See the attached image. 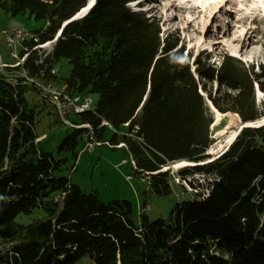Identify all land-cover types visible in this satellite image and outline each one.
<instances>
[{
  "label": "trees",
  "instance_id": "1",
  "mask_svg": "<svg viewBox=\"0 0 264 264\" xmlns=\"http://www.w3.org/2000/svg\"><path fill=\"white\" fill-rule=\"evenodd\" d=\"M86 1L0 0V11L46 21L44 29L29 34L36 43H20L29 50L53 40ZM133 1L95 0L85 17L62 28L51 58L65 57L71 65L64 81L74 94L97 95L94 106L72 123L88 125L100 140L102 121L117 132L124 128L135 170L149 175L154 194L170 193L172 177L159 169L177 161L196 164L179 170V180L196 174L204 183L188 181L196 192L175 204L167 221L141 214L139 224L128 201L103 203L72 185L63 174L67 159L54 158L36 143L24 94L37 89L23 78L10 82H17L19 69L40 84L57 81L53 65L44 70L30 51L15 76L0 72V264H74L83 256L92 264H264V126L242 129L225 153L204 164L210 159L205 152L211 118L198 92L222 114H237L245 123L258 120L264 104L262 111L255 107L254 85L264 94V65L254 73L224 55L216 67L200 53L191 71L190 54L183 55L182 44L177 48L179 39L164 35L153 18L131 11L127 4ZM13 29L22 32L3 31ZM21 46L5 44L14 62L0 63L18 61L25 53ZM87 58L93 83L80 77ZM213 82L212 95L206 83ZM72 129L57 152L77 158L78 139L89 130ZM21 216L29 221L17 222Z\"/></svg>",
  "mask_w": 264,
  "mask_h": 264
},
{
  "label": "rangeland",
  "instance_id": "2",
  "mask_svg": "<svg viewBox=\"0 0 264 264\" xmlns=\"http://www.w3.org/2000/svg\"><path fill=\"white\" fill-rule=\"evenodd\" d=\"M206 2L213 4L211 9H207L208 15L204 14ZM139 3L142 7L140 10H138L136 2H132L128 6L131 11H142L146 18H153L158 21L164 35L170 33L179 39L177 48L182 44L184 47L183 55L190 54L191 70L194 69L191 63L200 53H203L202 58L208 55L209 63L216 67L220 65L224 55L236 59L246 69H250L252 66L254 73H259L258 66L264 65V0H219L217 5L211 0H200V2H194V0H139ZM206 5L208 6V4ZM197 7L202 9V13H200L201 10L196 9ZM189 15L194 16V22L187 20ZM202 15H204L205 20H201ZM216 21L220 22L219 30L225 31L222 32L223 36L220 34V37L212 39L211 29ZM45 26V20L35 21L33 18H29L27 14L11 16L0 11L1 59L8 63L14 62L9 57V50L5 47L1 31L16 28L22 32L32 34L44 29ZM245 33L244 47L239 48L232 40L237 36H243ZM66 35L72 36L73 34L66 32ZM221 37H224V39H220ZM37 41V38L34 39V43ZM56 42L57 40L47 48L42 47L48 42L34 45L29 50L27 48V56L23 61H26L29 55L28 52L33 51L37 57V64H42L44 70H50L53 65L57 81H64L69 78L72 69L65 57H61L56 61L51 58ZM226 46H229L231 50L228 51ZM16 53L19 56L20 47L16 49ZM84 64L80 77L86 81L95 82L96 77L91 61L87 58L84 60ZM22 70L24 69H19L21 74ZM6 71L9 70L0 67V72ZM19 79H22L21 75L18 77L17 83H20ZM262 81L264 82V80ZM215 88L216 84L214 82L211 84L206 83V90L207 92L210 91L212 95ZM87 92L88 90H83L81 94L89 96L92 106H94L97 95L88 94ZM198 92L201 93L202 91L198 88ZM202 95L207 103L206 93L202 92ZM24 98L27 109L33 111L34 132L38 147L51 153L56 159L66 158L63 174L68 177L72 185L80 188L85 194L95 195L103 203L119 200L128 201L132 208V220L135 224H139L141 214L145 215L149 221L158 219L167 221L175 204L181 202L186 195L196 192L188 184V181L196 179L194 181L197 185L204 183V176L196 174L186 178V180H179L176 174L181 169L172 170L170 163L165 166L166 168L159 169L161 172L168 171L172 177L170 180V193L166 195L154 194L146 182V176L149 175L140 170H135V159L131 156L128 145L122 140L124 128H120L117 132L110 127H105L101 140L94 138L93 131L92 140L89 139L90 133H82L75 148L77 158H73L70 153L57 152L58 144L73 129L59 120L53 107L46 102L47 100L45 101V93L40 94L37 90L27 88ZM254 103L259 111L263 110L264 94L260 92L257 95L256 88H254ZM207 109L211 124L208 137L210 145L205 153L209 151L211 145L225 138V136H222L217 139L214 134L217 130L224 129L229 125L227 116L235 117L237 115L234 113H221L223 116L212 128L214 114L208 104ZM75 117V115H70V121L72 122V118L77 121ZM236 119L238 118L236 117ZM230 127L232 129L233 127L236 128L234 125ZM113 135H115V138L112 140ZM221 152L215 156L219 157ZM215 156L208 155L211 159H216ZM179 185L181 186L179 187ZM199 188L201 189V187ZM16 221L26 224L29 220L21 216ZM74 264L92 263L86 256H83Z\"/></svg>",
  "mask_w": 264,
  "mask_h": 264
},
{
  "label": "built area",
  "instance_id": "3",
  "mask_svg": "<svg viewBox=\"0 0 264 264\" xmlns=\"http://www.w3.org/2000/svg\"><path fill=\"white\" fill-rule=\"evenodd\" d=\"M1 35L5 40L6 46L12 49H14L16 46H21L20 43L22 44L31 39L33 41L34 39H36V36L29 35L27 33H23L20 31H10V32L1 31ZM21 48H22V51H24L25 53L23 54L21 58H19L18 61H16L13 64L0 63V67H3L10 71L15 70V68L17 67L19 68L23 63V60L27 56V53H26L27 46L24 45V46H21ZM10 55L12 58L17 59V55L15 51H12ZM50 73L55 74V71L51 69ZM20 75L26 82H29L27 81L25 70H22V74L21 72L19 73V76ZM11 81L17 83L14 80H11ZM32 85L35 89L39 90L40 94L45 93L44 99L47 100V102L53 107V109L55 110L57 114V117L63 124H65L66 126L70 128H75V129L80 128V127L88 128L89 131L86 133H90L89 139L92 140V129L88 125L86 124L74 125L69 119L70 115H76L80 112L89 110L92 105V101L90 98H87V96L74 94L69 89L70 87L68 86V83L64 81H55V82L46 83V84L38 83V84H32ZM101 124H103V126L105 127H109L108 123L106 122L102 121ZM124 127H127V124H124Z\"/></svg>",
  "mask_w": 264,
  "mask_h": 264
},
{
  "label": "bare ground",
  "instance_id": "4",
  "mask_svg": "<svg viewBox=\"0 0 264 264\" xmlns=\"http://www.w3.org/2000/svg\"><path fill=\"white\" fill-rule=\"evenodd\" d=\"M219 1V0H218ZM218 1L217 0H211V2H213L215 5H217L218 4ZM194 2H200V0H194ZM92 3V0H90L89 2H88V6L90 5ZM206 4H208V6L206 5ZM206 4H205V9H204V14L206 15H208L209 14V12L207 11V9H211L212 7H213V4L212 3H210V2H206ZM209 5H211V6H209ZM216 8V7H215ZM197 10H201V12L200 13H202V9L200 8V7H197L196 8ZM80 10H82V13L81 14H83L84 12H85V10L86 9H80ZM79 10V11H80ZM196 18V17H195ZM187 20L188 21H191V22H194V16L193 15H189L188 17H187ZM201 20H205L204 19V15H202L201 16ZM230 22V21H229ZM220 22H218V21H216L215 22V25L213 26V28H212V30H211V34H212V39L213 38H218V37H220V34L223 36L224 34H222V32L223 31H225V30H219V28H220V24H219ZM211 24H212V22H211ZM204 25V24H203ZM205 26V25H204ZM224 27V26H223ZM202 29H203V26H202ZM228 30V29H227ZM12 31H17V30H15V29H13ZM60 30H59V32H57V36L56 37H59L60 36ZM227 36H229L228 34H227ZM245 36H246V33L243 35V36H237V37H235V38H233V40H232V42L233 43H235V44H237L238 45V47L239 48H242V47H244V45H243V43H244V40H245ZM230 37V36H229ZM220 39H224V37H221ZM226 41V40H225ZM54 42V41H53ZM53 42H51V41H49L48 43H46L42 48H47V47H49V45L50 44H52ZM256 42V41H255ZM261 42V41H260ZM254 44V43H253ZM257 44H258V42H257ZM261 44H262V42H261ZM211 49V48H210ZM226 49H228V51H230L231 49L229 48V46H226ZM27 81H29V83H32V84H38V82H36L35 80H33V79H29V78H27ZM256 91H257V95H259V93H260V91H258L257 89H256ZM201 94H202V92H201ZM87 98H89L88 96H87ZM208 101V100H207ZM207 104L210 106V104H209V102H207ZM211 107V106H210ZM211 111H212V113L214 114V123L212 124V128L214 127V125L217 123V121L219 120V118L221 117V116H223L220 112H218L217 110H213V107H211ZM81 113V112H80ZM227 119H228V123H229V125H227L224 129H221V130H217L216 131V133L214 134L215 135V137H217V139L218 138H220V137H222V136H225V138H223L222 139V141H217L215 144H213V145H211L210 146V148H209V153L211 154V156H215V155H217L219 152H221V151H223L224 149H225V147L231 142V140H232V138L234 137V135L236 134V128H234L233 127V129H232V127H230L231 125H236L237 124V122H236V117H232V116H230V115H228L227 116ZM234 120H235V122H234ZM104 122V121H103ZM102 123V122H101ZM257 123H261V124H264V116H263V118H261L260 120H257ZM249 124H252V123H249ZM249 126H251V125H249ZM186 164V162H184V161H177V162H173V163H171V167L173 168V170H177L178 168H181L182 166H184ZM166 168V167H165Z\"/></svg>",
  "mask_w": 264,
  "mask_h": 264
},
{
  "label": "water",
  "instance_id": "5",
  "mask_svg": "<svg viewBox=\"0 0 264 264\" xmlns=\"http://www.w3.org/2000/svg\"><path fill=\"white\" fill-rule=\"evenodd\" d=\"M90 0H87L86 1V3L84 4V6L82 7L83 9H86L85 10V12L83 13V14H81L82 13V10H80V11H78L76 14H74L69 20H67L66 22H63L62 23V25H61V27H60V33L62 32V28H64L67 24H69V23H71V22H73V21H76V20H79V19H82L83 17H85L87 14H88V12L92 9V7L95 5V0H92V3L88 6V2H89ZM56 36H57V34H56ZM58 39V37H54V39H53V41H56ZM160 56V55H159ZM159 56H157L156 58H158ZM192 71V70H191ZM254 88H256L257 89V85H254ZM258 90V89H257ZM200 93V92H199ZM200 95H202L201 93H200ZM203 96V95H202ZM144 99L145 98H143V101H144ZM207 100V99H206ZM208 102V101H207ZM210 104V103H209ZM210 106H211V104H210ZM212 107V106H211ZM213 110H216V109H214L213 108ZM235 117H237L238 119H237V124L235 125L236 126V129H237V132H236V134L234 135V137L232 138V140H231V142L225 147V149L220 153V155H222L223 153H225L226 151H227V149L230 147V145L232 144V142L234 141V139L237 137V135L240 133V131L242 130V129H245V128H259V127H263L264 126V124H261V123H257V120H255V121H253V122H242L241 120H240V118L237 116V115H235ZM261 118H263V117H261ZM261 118H259L258 120H260ZM249 123H252V124H249ZM249 125H251V126H249ZM219 141H222V140H218V142ZM205 155H210V153H206ZM215 157H218V156H215ZM213 159H215V158H213ZM213 159H208L207 160V162L205 161L204 162V164L205 163H208V162H210V161H212ZM184 162H186V161H184ZM196 164H194V163H191V162H186V164L184 165V166H182L181 168H178V169H182V168H185V167H192V166H195ZM197 165H202V164H197ZM171 169L173 170V168L171 167ZM177 169V170H178ZM166 171V170H165Z\"/></svg>",
  "mask_w": 264,
  "mask_h": 264
},
{
  "label": "crops",
  "instance_id": "6",
  "mask_svg": "<svg viewBox=\"0 0 264 264\" xmlns=\"http://www.w3.org/2000/svg\"><path fill=\"white\" fill-rule=\"evenodd\" d=\"M0 59H1V57H0ZM2 60V59H1ZM2 62H6V61H4V60H2ZM12 73H13V75H11V76H15L16 75V73H17V71H12ZM15 73V74H14ZM20 73V72H19Z\"/></svg>",
  "mask_w": 264,
  "mask_h": 264
}]
</instances>
